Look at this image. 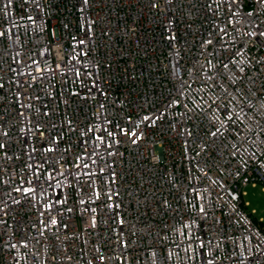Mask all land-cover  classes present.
I'll return each mask as SVG.
<instances>
[{"label": "built area", "instance_id": "2783aa9c", "mask_svg": "<svg viewBox=\"0 0 264 264\" xmlns=\"http://www.w3.org/2000/svg\"><path fill=\"white\" fill-rule=\"evenodd\" d=\"M259 186L264 0H0V264H264Z\"/></svg>", "mask_w": 264, "mask_h": 264}, {"label": "rangeland", "instance_id": "374dc122", "mask_svg": "<svg viewBox=\"0 0 264 264\" xmlns=\"http://www.w3.org/2000/svg\"><path fill=\"white\" fill-rule=\"evenodd\" d=\"M246 193L243 200L245 203H248L247 210L252 214V219L255 217L259 222L264 223V192L261 186L258 188L248 187ZM261 229L264 232V226Z\"/></svg>", "mask_w": 264, "mask_h": 264}, {"label": "trees", "instance_id": "16d2710c", "mask_svg": "<svg viewBox=\"0 0 264 264\" xmlns=\"http://www.w3.org/2000/svg\"><path fill=\"white\" fill-rule=\"evenodd\" d=\"M253 221L259 225V227L261 228L262 226H264V223L263 222H259L255 217H253Z\"/></svg>", "mask_w": 264, "mask_h": 264}]
</instances>
